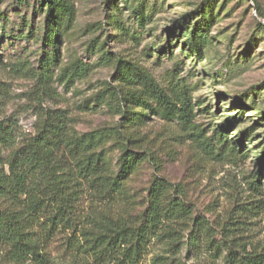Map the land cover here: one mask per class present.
Listing matches in <instances>:
<instances>
[{
	"label": "rangeland",
	"instance_id": "rangeland-1",
	"mask_svg": "<svg viewBox=\"0 0 264 264\" xmlns=\"http://www.w3.org/2000/svg\"><path fill=\"white\" fill-rule=\"evenodd\" d=\"M47 1L0 0V120L16 123L21 142L38 132L46 113L60 110L77 135L110 133L104 146L116 171L125 142L117 139L119 131L130 137L132 150L146 155L119 201H98L84 189L78 213L137 222L152 183L165 179L178 185L218 238L240 237L248 250L264 254L263 196L252 184L264 165V0ZM52 2L61 8L49 10ZM59 13L64 29L53 49L44 43L45 26L48 15L53 21ZM120 58L137 62L174 96L173 116L150 99L134 109L144 116L140 125L122 122L107 105L119 84ZM182 105L190 122L181 119ZM189 227L178 225L182 241L172 257L182 264H224L206 247L188 244ZM68 235L53 236L50 264H88L68 247ZM164 245L153 241L143 264H153ZM8 250L0 244V264H33L11 260Z\"/></svg>",
	"mask_w": 264,
	"mask_h": 264
},
{
	"label": "trees",
	"instance_id": "trees-1",
	"mask_svg": "<svg viewBox=\"0 0 264 264\" xmlns=\"http://www.w3.org/2000/svg\"><path fill=\"white\" fill-rule=\"evenodd\" d=\"M50 8L56 11L61 6L52 2ZM50 19L48 15L44 43L56 49L63 34L60 25L64 16L59 13L55 20ZM49 60L42 64L44 72L49 70ZM114 79L128 88L118 84L109 91L107 105L115 107L126 126L142 123L143 114L134 109L139 104L149 105L150 99L163 105L168 116L178 108L174 96L137 62L120 58ZM179 111L181 119L191 121L185 105ZM109 134L95 130L77 135L71 131L68 116L54 110L46 113L35 135L19 142L16 123L0 120V244L8 247L11 260L52 263L48 245L63 230L69 231L67 243L75 257L88 264H143L153 241L165 244V252L156 255L153 264H182L172 256L178 253L182 241L178 225H189L188 244L206 247L224 264H264V254L248 250L247 243L239 242L240 237L224 233L218 238L210 223L194 215L191 204L181 198L178 185L165 179L157 178L152 183L148 206L137 222L108 216L96 220L79 214L76 204L85 190L98 201H119L125 194L126 180L146 160L144 153L126 144L130 137H123L119 131L117 139L125 142H121L123 154L116 171L104 146ZM263 173L264 165L252 184L264 197ZM263 197L258 200L260 204L264 203Z\"/></svg>",
	"mask_w": 264,
	"mask_h": 264
}]
</instances>
